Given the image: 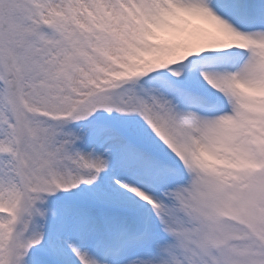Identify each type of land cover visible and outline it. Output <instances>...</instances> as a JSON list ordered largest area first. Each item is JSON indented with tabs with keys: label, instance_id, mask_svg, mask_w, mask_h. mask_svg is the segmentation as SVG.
<instances>
[{
	"label": "snow or ice",
	"instance_id": "obj_1",
	"mask_svg": "<svg viewBox=\"0 0 264 264\" xmlns=\"http://www.w3.org/2000/svg\"><path fill=\"white\" fill-rule=\"evenodd\" d=\"M0 264H264V0H0Z\"/></svg>",
	"mask_w": 264,
	"mask_h": 264
}]
</instances>
